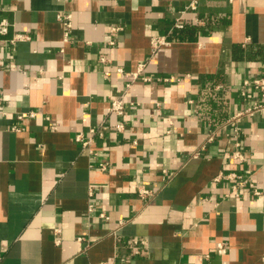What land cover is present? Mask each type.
Returning <instances> with one entry per match:
<instances>
[{
    "label": "crops",
    "instance_id": "crops-1",
    "mask_svg": "<svg viewBox=\"0 0 264 264\" xmlns=\"http://www.w3.org/2000/svg\"><path fill=\"white\" fill-rule=\"evenodd\" d=\"M190 1L0 0V264H264V110L223 125L264 75V0H197L151 52ZM90 128L95 154L74 140Z\"/></svg>",
    "mask_w": 264,
    "mask_h": 264
},
{
    "label": "built area",
    "instance_id": "built-area-1",
    "mask_svg": "<svg viewBox=\"0 0 264 264\" xmlns=\"http://www.w3.org/2000/svg\"><path fill=\"white\" fill-rule=\"evenodd\" d=\"M229 1H232V0H229ZM186 11H191L192 13L195 14V12L197 11V0H191L186 6L183 7V9H181L178 12L179 13L178 16L174 19V22L168 29L166 35H158V36H153L151 38L150 40L151 52H154L161 46L169 44V42L173 40V38L171 37L172 33L175 30L184 28L187 22L184 17ZM56 17L58 20H60L64 24L65 31H64L63 40L67 41L68 34H69V28L71 26L70 15L66 13H57ZM189 20H190L189 22L193 24H198L201 22L196 17V15L190 17ZM10 26H11V23L8 21V19L4 17L0 18V38L8 34ZM111 29H116V27H113ZM30 38H31L30 35H28L27 33L14 32L9 38H7V41L13 44L17 41L30 40ZM1 40L2 39H0V41ZM100 60L105 61L106 60L105 56H101ZM140 66L141 65H139L136 72L130 73L132 77H136L137 73L141 72L142 68ZM116 71L119 73H123L122 68L120 67H118ZM142 79L143 81H149L150 77L144 75L142 76ZM239 96L242 98L244 102L243 105L239 109L235 110L232 114H230V116L225 120L223 124L231 128L232 135L234 137H238L241 134V128L239 126V122L242 117L250 116L255 112H260L264 110V75H258V76L242 79L240 86H239ZM108 111L111 114H114L115 116L123 115L124 106H123L122 99L120 96L118 95L113 96L110 99L109 105H108ZM34 115H35L34 111H28L26 113H22L21 115H19V118H22L24 116L33 117ZM122 129H123L122 122L117 121L114 123V130L121 131ZM94 132L95 130L93 128H90L88 130L89 134L87 135H84L82 132H79L74 135V140L79 142L81 147L86 149L88 153L90 154L96 153L95 149L91 146V143H92L91 134ZM213 133L214 131H211L208 134L207 141H211L213 139ZM235 145L238 147L239 142L236 141ZM231 156L233 159H236L238 161H242L244 159L243 152L239 148H235L232 151ZM100 167L101 169H104L106 165L102 163ZM228 176L230 179H233L234 177H236L234 173H230ZM249 186H251L253 194L258 195L260 193V191L255 186H253L251 182L249 183ZM137 195L141 199L148 200L152 197L153 190L148 185H141L137 189ZM53 231L57 235L60 232V228L54 227ZM55 241L58 242L59 240L56 238ZM215 249L217 253L219 254H223L225 252V246L223 245L222 242L216 243ZM208 257L209 255L206 254L205 258L207 259ZM116 264H129V260L126 258H121L120 261ZM187 264H192V263H187ZM196 264H202V263H196Z\"/></svg>",
    "mask_w": 264,
    "mask_h": 264
},
{
    "label": "trees",
    "instance_id": "trees-1",
    "mask_svg": "<svg viewBox=\"0 0 264 264\" xmlns=\"http://www.w3.org/2000/svg\"><path fill=\"white\" fill-rule=\"evenodd\" d=\"M174 38H177V39L180 38V35H179L178 32H175ZM214 79H215L214 76H209L208 78H206L204 80V82H203L204 90L207 89L209 86L212 85V83L214 82ZM209 92L206 95L207 103H209L211 106H213V102H215V100L212 99V96L222 97V93H214V95H210ZM219 111L217 112L216 115L215 114L213 115L214 122H220L226 116V114L224 112L220 113Z\"/></svg>",
    "mask_w": 264,
    "mask_h": 264
}]
</instances>
